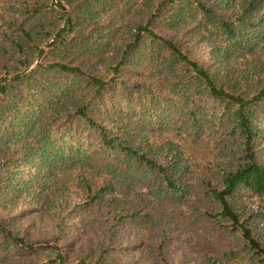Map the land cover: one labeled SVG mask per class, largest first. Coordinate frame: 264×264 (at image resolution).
Listing matches in <instances>:
<instances>
[{
	"label": "trees",
	"instance_id": "1",
	"mask_svg": "<svg viewBox=\"0 0 264 264\" xmlns=\"http://www.w3.org/2000/svg\"><path fill=\"white\" fill-rule=\"evenodd\" d=\"M255 199L264 0H0V264H105L127 233L163 260L200 232L227 239L202 264H264ZM76 219L102 236L80 261L54 231Z\"/></svg>",
	"mask_w": 264,
	"mask_h": 264
},
{
	"label": "rangeland",
	"instance_id": "2",
	"mask_svg": "<svg viewBox=\"0 0 264 264\" xmlns=\"http://www.w3.org/2000/svg\"><path fill=\"white\" fill-rule=\"evenodd\" d=\"M199 53L195 54V59L201 64H207L208 58L204 50H198ZM204 55H203V54ZM70 201L73 202V197L70 196ZM74 201H76L74 199ZM251 211L258 213L264 217V199H255L251 202ZM37 221V222H36ZM79 219L72 220L69 222L62 233H59L57 229L54 228L56 235H59L57 242L60 245L68 246L69 258L73 261H80L85 258L90 251L97 249L102 236H94L91 234H81L76 226ZM34 227L29 231V239L32 242H45L49 241L53 243L54 232L46 229L47 221L43 218L35 219V217H28L25 220V227ZM202 237L193 238L194 241L189 243L188 241L182 242L177 248L171 247V250L164 256L163 260L156 258V256L151 255L147 251L135 248L136 245L140 243L138 235L135 233H127L123 236V239H120L116 242V249L111 251L107 258L105 259V264H202L203 257L208 254H212L214 251L227 242L220 241V236L215 234H206L202 233ZM200 234V235H201ZM192 237V236H191ZM121 241H123L121 243ZM183 243H185L183 245ZM124 244V245H123ZM123 245V246H122ZM207 245L209 249L206 248ZM210 253V254H209ZM233 264H247L244 262H236Z\"/></svg>",
	"mask_w": 264,
	"mask_h": 264
}]
</instances>
